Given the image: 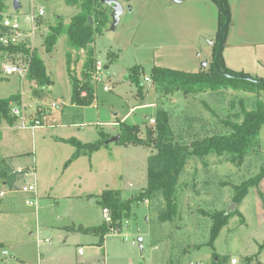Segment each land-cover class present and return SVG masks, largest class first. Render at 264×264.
<instances>
[{"label": "rangeland", "instance_id": "rangeland-1", "mask_svg": "<svg viewBox=\"0 0 264 264\" xmlns=\"http://www.w3.org/2000/svg\"><path fill=\"white\" fill-rule=\"evenodd\" d=\"M19 1V12L29 13L33 0ZM4 2L6 11L13 12L14 0ZM34 3L45 6L47 12L43 30L36 38V53L43 59L51 83L43 87L28 77L21 80L17 75L4 76L0 72V97L23 95L28 113L31 117L41 113L44 125L17 130L25 134V139H20L25 143L21 150L26 151L25 156L4 157L7 151L0 149V158L12 163L13 171L35 168L36 175L14 173V180L9 183L11 188L26 179L35 183L38 204L29 206L21 198L15 200L16 205H6L8 210H20V215L14 211L0 213V241L14 243L6 248V255L0 248V264H15L14 256L29 264H264V177L258 186L249 188L240 204L232 201L233 186L255 177L264 168V125L257 147L239 164L228 156L189 158L179 177L177 214L170 220L159 219L165 202L158 195L132 202L130 215L122 218V232L107 234L104 242H100L99 235L89 233L71 234L63 243L59 226L83 225L84 229L106 223L103 191L118 189L126 200L139 196L147 187L148 157L157 149L144 144L106 143L120 134L119 121L124 118L129 124H139L141 137H146L147 129L157 123V109L164 107L171 115L176 139L190 144L206 135L230 131L223 120L237 121L235 114L241 113L242 103L252 108L257 96L231 89L198 94L168 92L152 80L147 82L145 77L151 75L155 66L188 72L211 68L215 65L214 40L218 49L222 48L220 59H231L233 65L235 50L224 45L227 33L222 44L221 31L218 36L216 23L204 10H197L201 19L196 18L194 23L178 21L175 16L174 20H167L165 13H169L162 9L160 0H133V13L123 15L115 30L109 25L96 36L94 49L97 59L103 62L104 79L99 83L89 79L96 90L95 102L89 106L74 103L72 78H82L86 50L71 49L65 34L48 53L44 40L51 25L60 19L68 25L79 8L67 5L65 0ZM184 8L180 14L187 16L194 11L189 6ZM212 49L213 57L205 64L204 58ZM1 58L0 53V67ZM135 66L142 70L141 92L129 78ZM105 86L110 90H105ZM52 103L58 106L51 108ZM71 136L83 144L103 139L105 143L92 154L84 148L83 156L65 165L76 150L66 141ZM8 139L6 132L0 134L1 147H7ZM2 204L0 208H4ZM221 210L239 212L229 218L213 248L207 244L212 226L210 214ZM139 237H143L142 251ZM79 247L84 248L82 255ZM232 258L237 262L232 263Z\"/></svg>", "mask_w": 264, "mask_h": 264}, {"label": "trees", "instance_id": "trees-1", "mask_svg": "<svg viewBox=\"0 0 264 264\" xmlns=\"http://www.w3.org/2000/svg\"><path fill=\"white\" fill-rule=\"evenodd\" d=\"M220 6L221 0H212ZM69 6H77L78 12L72 17L70 23L65 25L60 19L56 24L51 25L49 32L45 36V50L50 53L62 35L66 34L67 44L70 48L85 49L87 53L86 61L83 65L82 78L73 76L72 78V101L82 106H89L96 100L95 88L89 83L95 72L97 61L94 44L97 34L103 33L110 25L111 9L101 0H65ZM223 7L219 13V31L225 26L227 19L230 21V9L228 0H223ZM0 9H6L4 0H0ZM222 10V11H221ZM90 17L93 19L90 22ZM2 17L0 16V20ZM226 34V31L223 34ZM15 47H4L0 45V51H16ZM218 52V42L214 45V58ZM221 57V56H220ZM218 59L217 69L212 66L198 72H188L183 70L169 69L155 66L150 77L152 81L167 90L173 92L180 90L185 94H198L207 91L218 92L222 90L244 91L255 93L257 99L252 108H248L242 103L241 113L235 114L237 121L230 119L223 120V123L230 127V131L206 135L202 138L193 140L190 144L176 139V130L171 123V115L164 107H159L156 111L157 123L149 127L146 137H141V126L139 124H129L126 121H119L121 138L118 144H144L156 147V153L148 157V183L147 187L137 197H130L123 200L121 191L118 189H108L103 191L102 204L111 210L113 219L112 224L102 223L99 226L82 229L84 232H91L99 235L100 242L111 232V226L115 232L121 233L123 230L124 216H129L132 202L153 199L158 195L162 196L165 202L164 209L159 214L161 221L170 220L172 215L177 214L178 204L176 201L179 177L184 172L187 161L191 157L205 158L211 155L228 156L232 162L241 163L246 156L257 147L259 133L264 125V79L253 78L251 75L239 71H234L225 66L222 59ZM68 67L72 62L71 51L67 55ZM221 71V72H220ZM141 73L139 66L131 68L129 78L138 85L141 92ZM31 81L37 82L40 86L48 87L51 83L50 76L47 74L46 65L43 59L36 53L33 54L31 68L28 74ZM85 93V94H83ZM21 94H14L9 97H0V122L6 121L14 124L17 118L13 116L11 104L20 103ZM38 117H42L39 113ZM240 119V120H239ZM103 136V135H101ZM76 147L72 156L65 165L78 159L85 148L88 154L98 151L104 139L98 142L81 143L76 138L66 140ZM13 168L4 158H0V180L11 182ZM264 177V168L255 176L241 184L234 185L233 202L240 204L252 186H258ZM239 210L231 212L214 211L210 214L212 226L208 245L215 247V241L219 237L224 226L228 224L229 218L234 216ZM114 232V233H115ZM2 244H0V247Z\"/></svg>", "mask_w": 264, "mask_h": 264}, {"label": "crops", "instance_id": "crops-1", "mask_svg": "<svg viewBox=\"0 0 264 264\" xmlns=\"http://www.w3.org/2000/svg\"><path fill=\"white\" fill-rule=\"evenodd\" d=\"M120 1L125 7L124 14H123L124 16L127 14V12L133 13L135 11V6L132 5L133 0H120ZM160 2H161L162 9H164L166 12L169 13L168 15L164 11L165 17H168L167 20H170V19L174 20L172 19V17L175 16L178 21H185V22L190 21L191 23H194L196 18L199 17V19H201L200 13L197 12L198 9H201V10L208 12V14H210V16L213 18L214 23H216L217 25V30L219 31L218 22H219L220 6L214 3L212 0H160ZM228 4H229V9H230L229 11L230 21H229V27L226 30V33L228 35L227 44L225 43L224 45L228 48H232L233 50H235L234 51L235 52L234 61H236V63L234 65H237V66H234L233 64H231L230 62L231 59H224L225 66L234 71L247 73L253 77L264 79V0H228ZM128 5H130V9L127 8ZM187 6L194 9V11H191L187 16L184 15L183 12L180 14L179 11L183 7L186 8ZM20 7H21V3H20L19 8ZM126 9H128V11H126ZM180 16L184 19L183 20L179 19ZM122 17H121V20H122ZM216 42L217 40L213 41V47ZM213 49L206 54L204 58L205 61L209 62L211 56L213 57ZM203 69L205 68H202L201 70ZM122 121L127 122V120H124V118L122 119ZM0 130H1L0 134H2V132H6L7 135L9 136V139H8L9 143L7 147L3 148L0 145L1 150L7 151V155L4 157L11 158L17 155L25 156L26 151H23V153L21 151L24 149L25 143H23V141L20 140L21 138L25 139V134L17 132V130H20V128L18 129L17 121L12 125L7 123L6 121L0 122ZM70 138H75V137L71 136ZM23 156H20V158ZM17 169L18 168H16L14 171H16ZM13 180L14 179H12L11 182ZM24 183H32V182L26 179L23 182V184ZM21 185H18L16 188H11L8 180H2L0 193L3 192L4 196L3 197L0 196V203H3L2 206L4 208H0V213H3L5 211H7L6 212L7 214H8V211H14L18 215L22 213L20 212V210H8L7 209L8 204L16 205L17 202H15V200H19L22 198L26 202V199L28 198L29 195L20 190ZM38 196L39 195H38V189H37V198ZM81 226L83 225L75 226V225L66 224V225L59 226L58 229H60L61 232L63 233V236H62L63 243H66L65 241L71 238L70 236L71 234L75 236L76 235H89V232H84ZM92 227H96V226H92ZM87 228H91V227L84 226V229H87ZM0 244H2L1 247H3L4 249L3 254L6 255L4 251H7L6 248L10 244L13 245L14 243L1 240ZM80 249L84 250V248L79 247L78 253ZM79 255H82V254L79 253ZM14 259H15V264H29L27 263L25 259L19 256H14ZM233 259L235 258H232L231 262ZM78 264H86V263L80 262Z\"/></svg>", "mask_w": 264, "mask_h": 264}, {"label": "built area", "instance_id": "built-area-1", "mask_svg": "<svg viewBox=\"0 0 264 264\" xmlns=\"http://www.w3.org/2000/svg\"><path fill=\"white\" fill-rule=\"evenodd\" d=\"M20 8L13 10V12L6 11V9H0V45L4 47H15L16 51L2 52V64L0 72L4 76L17 75L21 80L28 77L33 54L36 51V38L41 34L44 27V19L47 14L46 9L43 5L37 7L32 1V6L29 13H20ZM103 74V62L101 59H97L95 63V72L92 79L97 83L102 81L104 78ZM145 80L151 82V77L146 76ZM105 90H110L108 86L104 87ZM85 94V93H83ZM57 103H52L51 108H56ZM10 113L17 118L18 128L20 129H35L39 126L44 125V117H38L35 115L31 117L28 113V105L25 102V97L21 95V102L11 104ZM31 118V120H29ZM151 119V122H154ZM13 173L24 176H34L35 168L25 170L24 168H18ZM20 190L27 193L29 196L26 199V203L29 206L37 207V187L35 183H24L21 185ZM3 197L4 193H0ZM103 215L107 224H112L113 219L111 210L108 207H104ZM111 232L114 233V227L111 226ZM117 233V232H115ZM7 254V251H4ZM79 253L83 254L84 250L80 249ZM233 263L236 259L232 260ZM189 264H202L201 261H192Z\"/></svg>", "mask_w": 264, "mask_h": 264}, {"label": "water", "instance_id": "water-1", "mask_svg": "<svg viewBox=\"0 0 264 264\" xmlns=\"http://www.w3.org/2000/svg\"><path fill=\"white\" fill-rule=\"evenodd\" d=\"M222 1L223 0L220 1V8L221 9L223 7V2ZM101 2L103 4H106L107 6L110 7V9H111L110 29L115 30L117 25L121 21V17L124 14L125 7H124V5L122 4V2L120 0H101ZM19 6H20V1L19 0H14L15 9H18ZM127 8L130 9V5H128ZM92 21H93V19L90 17V22L92 23ZM228 27H229V19H227V22H226L225 26L221 30V42H222V44H223V41H224L223 34L228 29ZM221 50H222V48L220 47L218 49V52H217L216 57H215V66H216L217 69H219L218 59H219V56L221 55ZM205 62H206L205 64H207V61H205ZM120 138H121V135L118 134V135L112 137L111 139H108L106 141V143L118 141ZM138 241L140 243V248H141V251H142V249H143V245H142L143 237H139Z\"/></svg>", "mask_w": 264, "mask_h": 264}]
</instances>
